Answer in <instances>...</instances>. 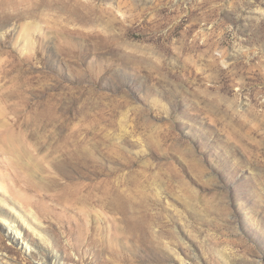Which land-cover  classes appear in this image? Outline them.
Segmentation results:
<instances>
[{
    "label": "rangeland",
    "instance_id": "1",
    "mask_svg": "<svg viewBox=\"0 0 264 264\" xmlns=\"http://www.w3.org/2000/svg\"><path fill=\"white\" fill-rule=\"evenodd\" d=\"M0 218L6 264H264V0H0Z\"/></svg>",
    "mask_w": 264,
    "mask_h": 264
},
{
    "label": "bare ground",
    "instance_id": "2",
    "mask_svg": "<svg viewBox=\"0 0 264 264\" xmlns=\"http://www.w3.org/2000/svg\"><path fill=\"white\" fill-rule=\"evenodd\" d=\"M60 1V0H59ZM65 1V0H64ZM63 1H61V2H58L59 4H61L62 5V8L63 9H67V10H70V11H73V10H71V9H69L68 8V6H66L67 4L65 3V2H63ZM6 4V2L4 1V5ZM76 11V10H75ZM29 33V32H28ZM1 220V222H2V225L0 224V227H2L3 228V230L6 232V235H7V237H9L12 241H15V240H17V239H20V233L19 232H17V231H15L13 228V225L11 226V225H9V226H7L6 225V222H7V220L6 219H4V218H0ZM22 243V245H23V241H21ZM24 246V245H23ZM26 246H24V248H25ZM5 258H0V261H2V262H4L5 264L6 263H9V262H6L7 260H4Z\"/></svg>",
    "mask_w": 264,
    "mask_h": 264
}]
</instances>
